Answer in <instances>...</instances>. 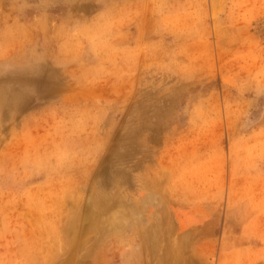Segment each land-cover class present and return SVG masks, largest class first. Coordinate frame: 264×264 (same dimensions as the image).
Segmentation results:
<instances>
[{"label":"rangeland","instance_id":"374dc122","mask_svg":"<svg viewBox=\"0 0 264 264\" xmlns=\"http://www.w3.org/2000/svg\"><path fill=\"white\" fill-rule=\"evenodd\" d=\"M0 264H264V0H0Z\"/></svg>","mask_w":264,"mask_h":264}]
</instances>
